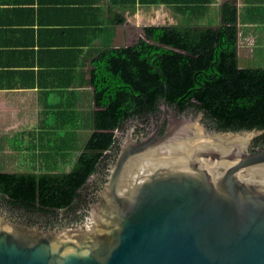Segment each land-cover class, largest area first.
I'll return each mask as SVG.
<instances>
[{
  "label": "water",
  "instance_id": "1",
  "mask_svg": "<svg viewBox=\"0 0 264 264\" xmlns=\"http://www.w3.org/2000/svg\"><path fill=\"white\" fill-rule=\"evenodd\" d=\"M193 118L173 114L142 141L130 130L84 224L44 229L0 212V264H264V150L250 149L263 131ZM247 133L242 146L225 137Z\"/></svg>",
  "mask_w": 264,
  "mask_h": 264
},
{
  "label": "crops",
  "instance_id": "2",
  "mask_svg": "<svg viewBox=\"0 0 264 264\" xmlns=\"http://www.w3.org/2000/svg\"><path fill=\"white\" fill-rule=\"evenodd\" d=\"M226 5L240 65L264 67V0H0V153H72L93 130L101 49L134 45L147 26L217 27Z\"/></svg>",
  "mask_w": 264,
  "mask_h": 264
},
{
  "label": "trees",
  "instance_id": "3",
  "mask_svg": "<svg viewBox=\"0 0 264 264\" xmlns=\"http://www.w3.org/2000/svg\"><path fill=\"white\" fill-rule=\"evenodd\" d=\"M92 66L93 130L74 164L52 172L11 171L0 163L1 203L42 216L74 208L105 153L119 152L116 131L165 98L181 111L202 112L219 131L262 130L253 145L264 150V67L240 65L236 6L224 7L217 27L147 26L136 44L101 49Z\"/></svg>",
  "mask_w": 264,
  "mask_h": 264
},
{
  "label": "flooded vegetation",
  "instance_id": "4",
  "mask_svg": "<svg viewBox=\"0 0 264 264\" xmlns=\"http://www.w3.org/2000/svg\"><path fill=\"white\" fill-rule=\"evenodd\" d=\"M168 103V101H167ZM165 100L160 107L147 115L142 117L136 116L134 118L128 119L122 127L119 129L118 148H115L112 153H105L104 159L101 166L98 168L96 175H92L89 179L87 187L83 189V199L75 200L74 208L69 207L66 210H60L57 216L53 214L45 215H34L30 212H19L17 209L13 208L10 204H4L0 202V212L8 217L11 221L16 223H22L27 226H39L44 229H61L67 226H77L84 224L90 215L92 204L97 202L100 198V192L108 181L111 167L116 163L122 144L130 130L133 132V137L139 141L149 137L151 134L156 132L158 128L159 136H163L168 131L170 124L172 122L171 116L174 114L176 117L180 115L183 116H200L201 124L205 126L208 130L211 128L208 124L202 120L203 113H195L193 110H183L181 111L178 104L171 105L168 103V107L165 109ZM179 109V111L177 110ZM212 131V130H211ZM257 137V136H256ZM254 140V139H253ZM250 146L251 150H263L260 146Z\"/></svg>",
  "mask_w": 264,
  "mask_h": 264
},
{
  "label": "rangeland",
  "instance_id": "5",
  "mask_svg": "<svg viewBox=\"0 0 264 264\" xmlns=\"http://www.w3.org/2000/svg\"><path fill=\"white\" fill-rule=\"evenodd\" d=\"M186 117L189 118V116ZM193 122L194 125L201 124L200 116L194 117ZM76 129L79 128L74 127V130ZM81 129L83 130L82 127ZM84 130H86L85 127ZM88 130H90V127H87ZM54 135L52 133V136ZM119 135L118 130L116 131L117 139ZM80 138H75V147L72 153H0V163L4 169L11 171L37 170L53 172L69 170L84 144V133H80Z\"/></svg>",
  "mask_w": 264,
  "mask_h": 264
},
{
  "label": "bare ground",
  "instance_id": "6",
  "mask_svg": "<svg viewBox=\"0 0 264 264\" xmlns=\"http://www.w3.org/2000/svg\"><path fill=\"white\" fill-rule=\"evenodd\" d=\"M251 135H252V133H247V134H238V135H234V136H225V137L235 139L237 141V143L239 144V146H242L245 144L247 139H249L251 137Z\"/></svg>",
  "mask_w": 264,
  "mask_h": 264
}]
</instances>
